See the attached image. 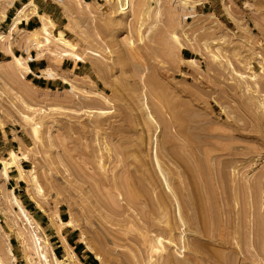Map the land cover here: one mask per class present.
I'll return each instance as SVG.
<instances>
[{"label":"rangeland","instance_id":"obj_1","mask_svg":"<svg viewBox=\"0 0 264 264\" xmlns=\"http://www.w3.org/2000/svg\"><path fill=\"white\" fill-rule=\"evenodd\" d=\"M32 1L51 41L19 26L7 40L45 68L15 71L0 46V157L27 156L22 178L0 162L4 263L46 264L36 230L51 264L65 245L63 264H264V0H129L124 15L111 0Z\"/></svg>","mask_w":264,"mask_h":264},{"label":"bare ground","instance_id":"obj_2","mask_svg":"<svg viewBox=\"0 0 264 264\" xmlns=\"http://www.w3.org/2000/svg\"><path fill=\"white\" fill-rule=\"evenodd\" d=\"M183 1V3L186 5V4H188L189 3V0H182ZM111 2L113 3V5L115 6V8H116V11L119 13V14H126L127 13V10H128V8H129V0H111ZM13 4V0H10L9 2H8V5H12ZM33 6V7H36V5H35V3L32 1H30V2H27V3H25L21 8H19V9H17V12L15 13V15L11 18V21H10V25H9V30H8V32H5V31H0V46L1 45H4L5 47H6V49H7V52L10 54V56L11 57H13V60L15 61V65L17 66H15V67H13V68H15V71H18V70H22V69H25V70H29V71H32L31 69H30V67L26 64V61H27V58H25L24 56H21V55H17V54H15L14 53V50H13V45H12V42H10L9 40H7V39H9L8 37H10V34H12L13 33V29H15L16 27H18L19 26V24L21 23V22H23L24 20H28L29 18H28V15H26L27 13H26V11L27 10H29L30 8H29V6ZM29 8V9H28ZM32 9V8H31ZM32 11V10H31ZM33 11H34V9H33ZM35 11H36V9H35ZM1 12V16H2V18L3 19H5L6 17H7V14H6V11L5 10H1L0 11ZM36 13V12H35ZM231 13V12H230ZM37 16H39V18L41 19V25L40 26H38V28H35V29H33V30H30V32H32V33H34V34H38V33H43V34H47L48 35V37L50 38V36H52V35H50V33H52V26L54 25V23H53V21L51 20V19H49L47 16H45V14L43 15L42 13L41 14H39V13H37ZM45 16V17H44ZM47 17V18H46ZM39 19V20H40ZM59 36V38L62 40V42L63 43H65V44H67V45H70V46H73L74 44L71 42V40L70 39H68V38H66L65 36H63V35H61V34H58ZM46 39H47V36L45 37ZM11 39V38H10ZM35 40H37V37H34V36H32L31 38L30 37H27L26 38V42H27V44L28 43H30L31 41H35ZM50 42L51 41V38L49 39V40H47V42ZM66 54H68V53H66ZM65 54V55H66ZM74 55V54H73ZM72 55V56H73ZM76 55V54H75ZM75 56H73V58H74ZM75 60H78V61H81V62H84L85 60L83 59V57H80V56H78V55H76V57H75ZM0 62H2V61H0ZM43 75H45V76H49V77H52L54 74L52 73V74H48V72L46 71V72H44L43 71ZM54 77V76H53ZM150 78V77H149ZM156 79V78H155ZM154 79V80H155ZM64 81V80H63ZM64 82H66V83H69V82H71V81H68L67 79L64 81ZM145 82V81H144ZM157 83V82H156ZM158 84V83H157ZM74 86V85H73ZM156 86V85H155ZM161 87V86H160ZM163 87H164V85H163ZM164 92V91H163ZM147 108V107H146ZM149 112V111H148ZM149 115V117H151L152 115L149 113L148 114ZM24 156L23 157H19V155L17 154V152L15 151V150H11L10 151V153H9V158L7 159H5V158H1L0 157V162L2 163V174L4 175V177H5V179H9L10 178V174H9V169L11 168V167H17V169L20 171V177L22 178V175H23V172L25 171V169H24V167H23V165L19 162L20 161V159H26L27 158V156L25 155V154H23ZM155 164L157 165V170H158V172H159V174H160V177L163 179V181H164V183H165V186L167 187V190L168 191H170L171 193H172V195L175 197V199L177 200L178 198H177V195H176V193H175V191L172 189V187L170 186V184H169V182H168V180H167V177H166V174H165V172H164V170L162 169V167H161V165H160V162H159V160H158V158H157V155H156V153H155ZM156 167V166H155ZM32 179H33V182H35L34 184H36L37 183V178H36V176L35 175H33L32 176ZM37 187H38V190H42V188H41V186H39L38 184H37ZM12 194H13V197H12V200H13V203L15 204V206H17V208L21 211V213L23 214V217H24V220H26L25 221V223L26 224H29V226H31V227H35L36 225H38V224H36L35 225V223L37 222L36 221V219L32 216V214L29 212V210L23 205V203H22V201L17 197V195L15 194V191H14V189H12ZM172 198V197H171ZM178 202V201H177ZM36 204L40 207V204L38 203V202H36ZM176 208V207H175ZM178 215H179V219H180V221L181 222H183L182 224H184L185 225V220H184V218H183V216L181 215V210H180V206L178 205ZM175 213V212H174ZM177 216V215H176ZM58 220L62 223V224H64V225H66V226H72L73 225V221L72 220H69V221H66V220H63L60 216H58ZM167 224V223H166ZM183 225V226H184ZM212 226V225H211ZM38 227H40V226H38ZM172 227V229H173V226H171ZM34 232V234H33V237L35 238V244L37 243L38 244V246H35L36 248H34V250L36 249L37 251H36V253L38 254V256H40V258L42 257L44 260H45V263L46 264H51L50 263V260H49V257H48V252H47V250H45V249H42V245L40 246V244H41V242L39 241L38 242V240H39V237L37 236V234L35 233L36 232V230H34L33 231ZM172 236V237H171ZM170 237H168V241L170 242V244L172 243L174 246H176L177 244H176V242H175V240H176V237H175V239L173 238V235H171ZM31 238H32V236H31ZM173 238V239H172ZM182 238H184V236H181V240H182ZM234 238V237H233ZM34 240V239H33ZM46 243L48 242V241H45ZM45 243V244H46ZM46 245H48V243L46 244ZM88 247L91 249V250H93V248L90 246V245H88ZM50 248V247H49ZM51 250H50V252L54 255V260H55V264H63V262H64V260L65 259H71V253H70V251H69V249L68 248H66V245H65V256H64V258L63 259H61V258H58L57 257V255H56V253H55V250H54V248L53 247H51L50 248ZM7 255H9V256H11L12 257V259L13 260H15V256H14V254H13V250L11 249V247L9 246L8 247V251H6L5 252V256H7ZM95 256H96V258L97 259H99L100 261L102 260L101 259V257H100V255H98V253L97 254H95ZM30 258V257H29ZM29 261H31L32 262V259L30 258L29 259ZM181 261V260H180ZM173 262V261H172ZM0 264H5L4 263V260H3V257L0 255Z\"/></svg>","mask_w":264,"mask_h":264},{"label":"crops","instance_id":"obj_3","mask_svg":"<svg viewBox=\"0 0 264 264\" xmlns=\"http://www.w3.org/2000/svg\"><path fill=\"white\" fill-rule=\"evenodd\" d=\"M30 1H32V0H27V1H25V0H15L14 1L13 0V4L10 6V8L11 9L15 8L17 10L19 8L18 7L19 4H22L23 5L24 3L30 2ZM36 5H37V11H38V13H41L38 4H36ZM10 18H12V17H10ZM38 22H40V20L38 19V17L36 15H32L28 20H24L23 22H21L19 24V27L21 29H24V30H31V29L39 26L38 25ZM0 53H3V50L0 49ZM14 53L17 54L16 53V50H14ZM21 54L24 55V56H26V57H30L29 60H28V65L31 68L32 72H29V73H33V71H36V72L40 71L41 72V70L43 68H45L44 67L45 65H44V62H43L44 60L38 59V58H36V57L33 56L34 54L36 56V53H35V50L34 49L30 48L28 51L25 49V50H23V53H21ZM8 55L10 56L9 53H8ZM79 67H80V65L77 64V68H79ZM55 236L57 238L56 239V242H59L58 245H56V250H60L61 251V250L64 249V244H63V242H62V240H61V238H60V236H59L58 233L55 234ZM65 237H66V234H65ZM66 239L69 242L68 237H66ZM75 248H76V246H75ZM88 257H90V259L93 260L92 256H88Z\"/></svg>","mask_w":264,"mask_h":264}]
</instances>
